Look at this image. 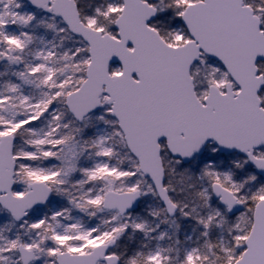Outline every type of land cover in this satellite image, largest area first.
<instances>
[{
	"label": "snow or ice",
	"instance_id": "snow-or-ice-1",
	"mask_svg": "<svg viewBox=\"0 0 264 264\" xmlns=\"http://www.w3.org/2000/svg\"><path fill=\"white\" fill-rule=\"evenodd\" d=\"M0 264H264V0H0Z\"/></svg>",
	"mask_w": 264,
	"mask_h": 264
}]
</instances>
